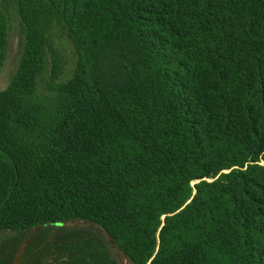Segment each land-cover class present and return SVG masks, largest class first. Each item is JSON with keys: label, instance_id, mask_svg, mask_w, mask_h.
Segmentation results:
<instances>
[{"label": "trees", "instance_id": "trees-1", "mask_svg": "<svg viewBox=\"0 0 264 264\" xmlns=\"http://www.w3.org/2000/svg\"><path fill=\"white\" fill-rule=\"evenodd\" d=\"M11 58L0 255L264 264V0H0Z\"/></svg>", "mask_w": 264, "mask_h": 264}, {"label": "rangeland", "instance_id": "rangeland-1", "mask_svg": "<svg viewBox=\"0 0 264 264\" xmlns=\"http://www.w3.org/2000/svg\"><path fill=\"white\" fill-rule=\"evenodd\" d=\"M14 68H15L14 58H11L10 61H8L0 77V91L7 86ZM73 225L78 226L79 224L78 225L73 224ZM55 235L58 236V232L57 230H53V229H49V230L42 229L41 232L37 231L34 233L21 234L20 235L21 242L17 240L18 241L17 247L12 250L6 251L5 253L0 255V264H8V263L9 264H20L21 256L32 239H34L36 236H39L37 247H39L38 249H43L44 246L48 245L50 247L54 243H56L59 237H56ZM61 235H66V233H63ZM39 243H41V245ZM38 249L35 248V250L31 254H35L36 252H38Z\"/></svg>", "mask_w": 264, "mask_h": 264}]
</instances>
